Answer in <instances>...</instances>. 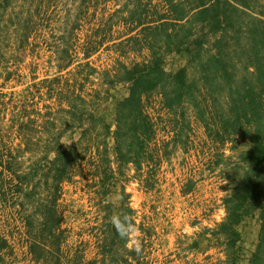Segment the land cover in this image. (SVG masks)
I'll use <instances>...</instances> for the list:
<instances>
[{
	"label": "trees",
	"instance_id": "16d2710c",
	"mask_svg": "<svg viewBox=\"0 0 264 264\" xmlns=\"http://www.w3.org/2000/svg\"><path fill=\"white\" fill-rule=\"evenodd\" d=\"M87 1L81 0L86 5ZM161 3L163 11L152 16L146 3L136 0L129 11L134 26L126 36L116 42L108 36L87 39L81 60L72 68L74 57L67 50L57 52L56 72L39 81L49 83L47 95L53 102L44 112L37 109L34 118L26 116L24 107L18 117H11L19 131L32 121L39 129L36 138L24 133L23 149L31 148L34 160L22 173L13 170L11 152L0 149V201L19 215L18 231L24 246L40 264H106L103 254L102 259H85L81 250H64L57 201L62 184L76 175L82 151L90 148L106 157L108 138L112 139L117 166L114 169L107 162L101 170L95 167L92 179L103 187L102 193L112 194L114 173L122 164L132 162L141 167L155 134L145 110L155 90L171 116L186 104L192 106L211 140L246 139L233 170L232 188L223 199L225 216L216 233L223 238L227 264H239L242 238L238 225L257 212V242L247 264H264V0ZM108 41L115 47L139 44L147 49V57L131 63L114 62L112 69L101 71L100 86L88 93L84 80L96 71L89 58ZM171 53L186 59L175 71L164 68V56ZM189 68L194 72L192 78ZM117 84L125 86L126 94L115 98L112 120L107 121L100 112L101 102ZM110 203L106 211L109 247L117 245L119 235L110 218L130 211L122 204L121 212H115L118 207ZM7 239L0 237L1 249L9 244ZM124 242L121 238L118 243L123 246ZM4 259V252H0V264Z\"/></svg>",
	"mask_w": 264,
	"mask_h": 264
},
{
	"label": "rangeland",
	"instance_id": "374dc122",
	"mask_svg": "<svg viewBox=\"0 0 264 264\" xmlns=\"http://www.w3.org/2000/svg\"><path fill=\"white\" fill-rule=\"evenodd\" d=\"M140 1L146 3L152 16L163 11L161 0ZM87 2V5L81 0L0 3V149L11 152L13 170L22 173L33 164L34 153L31 148L23 149V138L25 132L36 138L39 127L32 121L27 129L19 131L10 122L11 117H18L24 107L26 116L34 118L37 109L44 112L53 102V97L47 95L49 83L39 81L56 72L57 52L67 50L74 57L72 68L81 60L87 39L108 36L116 42L134 26L129 11L136 0ZM138 12L137 9L135 14ZM147 53L139 44L115 47L110 41L104 43L89 58L96 71L84 80V91L90 93L100 86L101 71L112 69L114 62L140 61ZM185 62L184 55L164 56L167 71H175ZM86 70L89 68L83 72ZM188 72L189 77H194L191 68ZM125 94V86L117 84L110 89L107 100L101 102L100 112L107 121L112 120L115 98ZM145 110L155 132L146 161L140 168L132 162L122 164L114 173L116 183L111 195L102 193L103 187L92 179L95 167L101 170L111 162L116 169L111 138L107 139L106 157L93 149H84L76 175L62 184L57 209L64 250H81L85 259H102L103 254L106 264H227L223 238L216 229L225 216L223 199L232 188L233 170L246 139L236 136L225 142L211 140L192 106L186 104L177 109L176 116H171L156 90ZM77 137L78 133L74 134L73 138ZM14 183L11 178L12 188ZM110 201L118 207L115 212L122 204L130 209L125 213L137 228L139 251L131 238L120 246L119 235L117 245L109 247L106 211ZM19 225L14 208L0 201V237H7L9 243L5 249L0 248L5 256L3 263L40 264L24 246ZM258 229L257 212L238 225L242 238L239 264H247Z\"/></svg>",
	"mask_w": 264,
	"mask_h": 264
},
{
	"label": "clouds",
	"instance_id": "9594fccd",
	"mask_svg": "<svg viewBox=\"0 0 264 264\" xmlns=\"http://www.w3.org/2000/svg\"><path fill=\"white\" fill-rule=\"evenodd\" d=\"M110 222L122 239L128 240L131 238V243L135 244L136 251L140 250V241L136 237L137 228L127 213L113 215Z\"/></svg>",
	"mask_w": 264,
	"mask_h": 264
}]
</instances>
